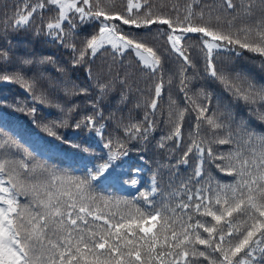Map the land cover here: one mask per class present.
<instances>
[{
    "label": "snow or ice",
    "instance_id": "obj_1",
    "mask_svg": "<svg viewBox=\"0 0 264 264\" xmlns=\"http://www.w3.org/2000/svg\"><path fill=\"white\" fill-rule=\"evenodd\" d=\"M45 10L55 12V16L37 26L35 34L50 37L69 49L72 67L86 66L91 78L89 60L110 46L113 59L134 54L138 66L156 83L150 89L153 95L143 105V120L118 122L123 136H108L103 145L108 149L106 157L86 169L83 177L50 169L17 140L0 134V264H264V132L255 131L243 120L233 129L235 118L222 96L214 97L203 90L197 93L199 99L187 95V71L193 63L185 47L188 34H199L206 75L225 93L252 106L250 110L264 123V110L255 107L264 105V86L258 88L249 75L239 70L231 75L218 71L216 66L221 53L239 57L247 52L261 58L260 66L264 68V0H189L183 10L173 6L175 18L155 11L150 0H125L122 11L114 9L112 0H20L14 14L0 20V35L7 37L9 29H27L34 16L42 19ZM88 24L98 31L83 37L78 47L76 30ZM125 25L147 31L126 34ZM153 25L167 26L156 31L166 35V51L181 62L179 90L195 112L194 125L185 141L183 123L189 109L179 107L169 97L166 123L170 129L158 147L166 148L165 141H173V155L183 150L175 163L160 167L171 170L191 165V172L177 182L170 171L164 189L158 183L157 169L145 190L132 200L99 196V184H141L137 178L139 168L127 179L116 169L129 154L128 142L147 141L156 128L154 117L164 79L162 57L145 42ZM10 59L9 52L0 49V63ZM45 61L51 62L52 58H43L39 63ZM35 63L23 58L12 71L0 69V82L18 84L34 103L55 107L62 115L44 125L47 134L88 152L87 146L65 140L55 131L70 126L71 114L79 106L65 109L43 87L42 76L29 77L25 69ZM57 71L66 69L57 66ZM107 74L105 82H97L93 114L71 125L88 129L102 139L105 126L97 119H103L100 101L117 83L132 88L127 73L113 76L109 66ZM52 87L65 96L88 94L87 88L71 81L58 80L54 85L50 81ZM120 98L127 101L128 95L122 93ZM136 107H141L139 101ZM15 110L29 115L37 111L19 105ZM205 126L207 134L203 132ZM213 144L230 147L222 152L214 150ZM212 167L232 177L231 182L214 177Z\"/></svg>",
    "mask_w": 264,
    "mask_h": 264
},
{
    "label": "trees",
    "instance_id": "obj_2",
    "mask_svg": "<svg viewBox=\"0 0 264 264\" xmlns=\"http://www.w3.org/2000/svg\"><path fill=\"white\" fill-rule=\"evenodd\" d=\"M19 2L20 0H0V20H3L6 16L11 17L16 11ZM150 2L154 5L155 11L167 13L175 18L176 12L172 10L173 6L183 10L189 0H150ZM207 2H210V0H207ZM124 3L125 0H112L114 9L118 11L123 10ZM54 16L55 12L45 10L42 19L39 15L34 16L32 23L27 29L16 32H12L9 29L7 37L0 35V49L8 51L11 57L9 62L0 63V69L6 68L12 71L19 66V62L23 58L34 60L36 63L25 69L27 75L29 77L42 76L43 79L40 82L43 87L48 90L50 97L54 98L55 102L64 105L65 109L73 105L79 106L71 114L68 121L70 126L57 128L55 131L64 137L65 140L87 146L89 151L82 152L77 148L70 147L68 143L49 136L44 129V125L60 118L62 113L55 107L34 103L28 93L18 84L4 85L0 82V134L6 133L17 140L22 148H26L39 163L46 165L50 169L64 175L83 177L86 174V169L94 167L102 161V158L106 157L108 149L104 148L103 145L108 136L117 134L121 137L123 136V132L117 128L118 122L128 123L129 120L133 122L143 120L146 111L143 105L153 95L150 89H154L156 79L138 66V60L134 54L126 53L122 58L113 59L114 54L111 51V47L101 50L95 58L89 60V66L92 70V76L89 78L86 66L72 67L69 49L60 46L57 42H53L50 37L43 34H35L37 26L41 25L42 22L46 23ZM123 28L126 34L128 32L143 34L147 31L144 29H130L127 25L123 26ZM157 28L167 29V26L153 25L151 34L145 41L149 46L154 47L163 59L164 89L158 104L159 110L154 117L157 122L156 128L155 131L150 133L147 141L133 140L128 142L129 154L118 162L120 166L116 169L117 173L123 174L125 179H127L128 176L135 174L133 172L134 169L139 168L141 171L137 178L141 181V184L139 187H132L114 181L99 184L96 189V194L99 196L132 200L139 195L140 191L145 190L150 178L157 172V169L160 170V176L157 178L158 183L164 189H167L170 171L177 182L185 179L191 172V165L187 167L181 165L179 169L171 170L160 167L161 164L175 163V159L179 156L180 151L183 150L181 149L173 155L171 150L173 141H165L166 148L158 147L161 137L167 135L170 129V126L166 123L169 112V97L175 100L179 107L189 109L183 123L185 141H187L189 132L194 125L195 112L191 110L192 106L186 100L185 93L179 90V64L181 62L175 54L169 55L166 51L168 47L166 35H161L157 32ZM94 31H98V29H94L90 24L78 27L76 30L78 35L75 38L78 47L83 37L91 36ZM153 37H156V39H153ZM188 37L185 47L188 50L193 67L187 71V95L194 99H199L197 93L203 90L206 93H212L214 97L222 96L225 103L230 105L234 115L233 129L243 120L255 131L264 132V123L257 118L255 111L250 110L252 106L246 105L243 101L236 100L228 93H225L218 82H214L212 78L206 75L203 54L200 50L199 34L190 33ZM47 57H51L52 61L39 63L41 59ZM86 59L89 58L86 57ZM260 65L261 58L247 52H244L239 57L233 53H221L216 58L218 71L235 75L233 70H239L249 75L258 88L264 86V68ZM57 66L66 69V71L58 72ZM109 66H111L113 76L119 73L123 77L127 73L132 88L129 90L117 83L114 90L100 101L99 110L103 113V119L99 117L97 119L100 124L105 126L103 130L104 138L102 139L88 129L83 127L75 129L71 125L76 120L82 119L84 115L93 114L94 110L91 105L93 101L98 99L97 82L103 83L109 78L107 74ZM170 78L171 83H168ZM58 80L71 81L78 86L87 88L88 94L65 96L62 91L55 87L49 88L50 81L54 85ZM122 93L128 95L127 101H121ZM138 101L141 103V107H136ZM17 105L26 109L35 107L37 111L34 115H29L27 112L16 111ZM255 107L264 110V105ZM203 132L204 134L208 133L207 126L203 128ZM223 134L221 133V135ZM212 147L214 150L219 149L223 152L230 146L213 144ZM211 174L223 183L231 182L232 180V177L220 173L215 167L211 168Z\"/></svg>",
    "mask_w": 264,
    "mask_h": 264
},
{
    "label": "water",
    "instance_id": "obj_3",
    "mask_svg": "<svg viewBox=\"0 0 264 264\" xmlns=\"http://www.w3.org/2000/svg\"><path fill=\"white\" fill-rule=\"evenodd\" d=\"M4 84H9V83H7V82H3Z\"/></svg>",
    "mask_w": 264,
    "mask_h": 264
},
{
    "label": "rangeland",
    "instance_id": "obj_4",
    "mask_svg": "<svg viewBox=\"0 0 264 264\" xmlns=\"http://www.w3.org/2000/svg\"><path fill=\"white\" fill-rule=\"evenodd\" d=\"M108 47H110V46H108Z\"/></svg>",
    "mask_w": 264,
    "mask_h": 264
}]
</instances>
